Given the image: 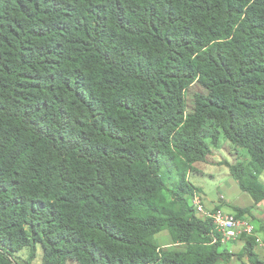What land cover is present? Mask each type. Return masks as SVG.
Here are the masks:
<instances>
[{"label":"trees","instance_id":"obj_1","mask_svg":"<svg viewBox=\"0 0 264 264\" xmlns=\"http://www.w3.org/2000/svg\"><path fill=\"white\" fill-rule=\"evenodd\" d=\"M220 135L264 200V0H0V264H215L188 176Z\"/></svg>","mask_w":264,"mask_h":264},{"label":"rangeland","instance_id":"obj_2","mask_svg":"<svg viewBox=\"0 0 264 264\" xmlns=\"http://www.w3.org/2000/svg\"><path fill=\"white\" fill-rule=\"evenodd\" d=\"M201 90L197 85H192L186 95V100L188 107L193 104V94ZM204 132L206 136L212 133V130L208 125L204 127ZM207 142L210 144V138L207 137ZM219 147L211 146V153L208 157L207 162H196L194 171L191 174V181L199 186L201 189V195L206 196L209 200L215 201L217 199L224 200V197L220 195H225L228 199L231 198L238 199V194H241V189L238 187L237 183L229 173V169L226 166V162L234 163L236 159L244 160L245 162H250L249 156L245 149L240 147H234L231 143L226 140L223 135H220ZM166 196L169 197V193L165 192ZM205 198V202L207 199ZM240 201H244L243 197L240 196ZM214 206V205H213ZM212 207L206 204V210H211ZM164 234H168L167 231H162L156 235V243L161 249H175V246H162L160 243L163 241ZM41 248L36 247L34 255L31 256V250L29 248H24L14 255V259L21 264H41ZM66 264H76L67 262Z\"/></svg>","mask_w":264,"mask_h":264},{"label":"crops","instance_id":"obj_3","mask_svg":"<svg viewBox=\"0 0 264 264\" xmlns=\"http://www.w3.org/2000/svg\"><path fill=\"white\" fill-rule=\"evenodd\" d=\"M229 163H231V162H229ZM194 166H195V164H194ZM193 172L189 173V176H188L189 180L191 179L190 176ZM261 178L264 181V174L261 176ZM235 182H236V180H235ZM191 183L194 184L192 181H191ZM194 185L196 186V184H194ZM196 187L199 188V186H196ZM199 190H200L199 193L201 194V189L199 188ZM220 196L224 197V200L217 199L213 202L210 199L208 200L206 198V196L205 197L202 196L205 209H207L206 204L210 207H212L214 205L213 208L211 210H208V211L211 212V211L219 208L222 211H224L225 213H231V214L235 215V212H236L234 210L235 207H249V206L251 207V215L252 216L245 214L241 217L248 218L253 223L255 228H257L256 235L261 239V241L256 242V244H254L253 251H254L257 259L264 264V200L255 204L253 199L250 197V195L246 192H243V191L241 192V194L237 195L238 199L231 198V200H230L223 194ZM240 196L243 197L244 201H240ZM205 198L207 199L206 202H205ZM164 231H166V230H164ZM160 232H162V231H160ZM159 233H157V234H159ZM156 235H155V238H156ZM162 239H163V241L160 243L162 246H166V247L171 246L172 247V246L176 245L172 242V239H171L169 233L164 234ZM220 242H221V244L219 246V252L223 253L224 255L222 257H220L216 261L215 264H250L247 255H245V254L240 255L241 251L243 249V246L245 244V237L239 236L238 238L220 241Z\"/></svg>","mask_w":264,"mask_h":264},{"label":"built area","instance_id":"obj_4","mask_svg":"<svg viewBox=\"0 0 264 264\" xmlns=\"http://www.w3.org/2000/svg\"><path fill=\"white\" fill-rule=\"evenodd\" d=\"M191 205L197 214L208 216L212 219L215 230L221 235L220 241L238 238L239 236H253L256 242L261 239L256 235V228L253 223L244 217H236L234 214L225 213L217 208L213 211L205 209L202 195L195 192L191 197Z\"/></svg>","mask_w":264,"mask_h":264}]
</instances>
